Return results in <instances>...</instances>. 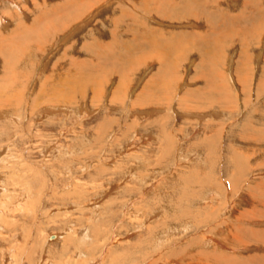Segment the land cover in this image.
<instances>
[{"label":"rangeland","instance_id":"1","mask_svg":"<svg viewBox=\"0 0 264 264\" xmlns=\"http://www.w3.org/2000/svg\"><path fill=\"white\" fill-rule=\"evenodd\" d=\"M77 1L0 0V264H264V0Z\"/></svg>","mask_w":264,"mask_h":264},{"label":"bare ground","instance_id":"2","mask_svg":"<svg viewBox=\"0 0 264 264\" xmlns=\"http://www.w3.org/2000/svg\"><path fill=\"white\" fill-rule=\"evenodd\" d=\"M67 3H62V4H59V11H62V12H65V13H63V14H61V13H59V15H65V14H67L66 13V11L68 10H70V8L72 9V8H74L75 6H76V4H77V0H65ZM186 3H188L187 1H185ZM182 3H184V2H182ZM62 6H64V7H70V8H67V10L65 9L64 10V8L62 7ZM189 7V6H188ZM189 10V9H188ZM146 13H148L149 14V12L147 11ZM83 15V14H82ZM81 14H79V17H77L75 20H81V19H78V18H80L81 16H82ZM70 18H71V16H70ZM153 19V18H152ZM158 19V18H157ZM156 18L155 19H153V21H156L157 20ZM167 20H164L163 22H166ZM76 22V21H75ZM160 23V22H159ZM97 24V23H96ZM54 25V24H53ZM52 26V25H51ZM116 29H114V34H119V33H121V31L119 32V29L117 28V26H114ZM55 28V27H54ZM147 28H149V27H147ZM72 29V28H71ZM40 30V29H39ZM40 32V31H39ZM46 32V31H45ZM126 32V31H125ZM130 33L132 34L133 32L132 31H130ZM157 34V33H156ZM127 43L126 42H124L123 43V45H126ZM30 47V46H29ZM20 50H22V49H20ZM18 52V51H17ZM22 53V52H21ZM18 55V54H17ZM14 56V55H13ZM20 56V55H19ZM11 58H13V57H11ZM20 60V59H19ZM8 61V60H7ZM4 62V61H3ZM14 64H16L17 65V63H15L14 61H12ZM120 62V61H119ZM98 63V62H97ZM94 64V62H92V64H91V66H92V68L93 67H95L96 66V68L95 69H97V68H100L101 66L100 65H98V64ZM100 63V62H99ZM118 63V62H117ZM3 64V63H2ZM6 64H7V62H6ZM5 64V65H6ZM69 65H71V68L72 69H75L77 72H78V74H79V70H80V72H81V70H82V68H83V66L85 65V63L83 64L82 62H76V61H72V62H70L69 63ZM8 66V65H7ZM18 66V65H17ZM3 67H4V64H3ZM2 67V68H3ZM90 68V67H89ZM7 69H9V68H7ZM100 69H102V67L100 68ZM99 69V70H100ZM6 71V70H5ZM8 71V70H7ZM64 71V70H63ZM16 68H14V71L12 70V71H8V73L4 76V77H1L3 80H5V79H7V80H12V79H10V76H12V78H15L16 77ZM70 73V76L68 75ZM69 73H66V74H64V76H62L63 74H61V81H62V83L63 84H73V83H76V81L78 80L77 78H76V73H73V72H69ZM9 74H10V76H9ZM82 75V74H81ZM85 76V75H84ZM77 79V80H76ZM6 81V80H5ZM62 84V85H63ZM67 86V85H66ZM75 86V85H74ZM69 87H71L70 85H69ZM62 97H63V95H62ZM52 111V110H51ZM54 113V112H53ZM140 115V114H139ZM146 115V114H145ZM149 115V114H148ZM195 198H196V196H194ZM195 198H192V196H190L189 198H185V201L186 202H191L192 200H194ZM208 198V197H207ZM206 198H204V200H205ZM209 199V198H208ZM201 199H195V202L196 201H200ZM209 201V200H208ZM206 202V201H205ZM198 203V202H197ZM209 205V204H208ZM211 205V204H210ZM198 206V205H197ZM196 206V207H197ZM179 208V207H178ZM181 209V208H180ZM176 210V209H175ZM189 212V210L187 209V210H182V215H186L187 213ZM132 213H134V212H132ZM191 214V213H190ZM134 215H136V214H134ZM177 215V214H176ZM179 215V214H178ZM132 217H136L135 219H137V215L136 216H133L132 215ZM176 217V216H175ZM173 218V217H172ZM131 219V218H130ZM177 219V218H176ZM239 220H240V218H239ZM238 220V221H239ZM210 221V220H209ZM178 222V221H177ZM174 234V233H173ZM52 239H55V236H52L51 237ZM209 240H211V239H209ZM212 241V240H211ZM206 244V243H205ZM220 245V244H219ZM199 262V261H198Z\"/></svg>","mask_w":264,"mask_h":264}]
</instances>
